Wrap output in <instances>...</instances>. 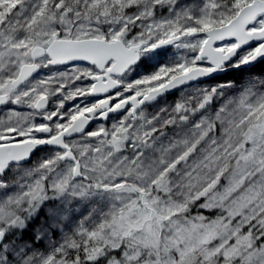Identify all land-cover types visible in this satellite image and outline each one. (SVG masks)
I'll return each instance as SVG.
<instances>
[{
	"label": "snow or ice",
	"instance_id": "6c2138e0",
	"mask_svg": "<svg viewBox=\"0 0 264 264\" xmlns=\"http://www.w3.org/2000/svg\"><path fill=\"white\" fill-rule=\"evenodd\" d=\"M0 264H264V0H0Z\"/></svg>",
	"mask_w": 264,
	"mask_h": 264
}]
</instances>
